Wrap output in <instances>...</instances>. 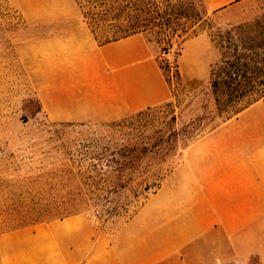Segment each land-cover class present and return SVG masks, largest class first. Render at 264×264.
<instances>
[{
    "label": "crops",
    "instance_id": "obj_1",
    "mask_svg": "<svg viewBox=\"0 0 264 264\" xmlns=\"http://www.w3.org/2000/svg\"><path fill=\"white\" fill-rule=\"evenodd\" d=\"M202 1L222 14L250 0ZM56 2V11L72 5ZM49 48L53 80L39 99L54 123H112L172 100L161 49L144 33L103 45L55 37ZM216 60L210 35H194L182 44V77L205 80ZM177 159L115 232L76 215L5 233L2 264H264V99L196 136Z\"/></svg>",
    "mask_w": 264,
    "mask_h": 264
},
{
    "label": "rangeland",
    "instance_id": "obj_2",
    "mask_svg": "<svg viewBox=\"0 0 264 264\" xmlns=\"http://www.w3.org/2000/svg\"><path fill=\"white\" fill-rule=\"evenodd\" d=\"M56 1L0 0V236L39 207L62 203L67 211L59 217L84 215L99 229L115 232L159 188V178L170 174L196 136L234 118L230 110L217 115L211 73L205 80L182 77L179 55L186 39L209 34L217 51L214 66L223 56L244 54L264 67V0H250L222 14L209 13L202 0H69L70 9L57 11ZM137 23L146 26L144 35L161 49L172 100L140 117L112 123L52 122L39 99L40 89L48 97L53 80L49 40L81 35L103 44ZM173 115L178 117L174 131L165 126ZM172 131L165 163L145 162L129 188L111 198L90 195L82 171L108 164L93 156L119 151L130 134H142L137 139L141 143Z\"/></svg>",
    "mask_w": 264,
    "mask_h": 264
},
{
    "label": "trees",
    "instance_id": "obj_3",
    "mask_svg": "<svg viewBox=\"0 0 264 264\" xmlns=\"http://www.w3.org/2000/svg\"><path fill=\"white\" fill-rule=\"evenodd\" d=\"M122 32L123 35L121 37L114 38L103 44L145 33L146 26L137 23L130 25L128 29ZM232 58L223 56L218 66L212 67L211 70L210 86L212 95L217 103L216 113L218 116L230 113V110L233 116L236 117L252 104L264 99V67H258L254 63V59L249 55L238 54L233 55ZM258 84L261 87H258ZM236 103L238 105L232 107V104ZM151 109L138 112L130 117H140L145 111ZM177 120L178 117L173 115L165 126L174 131ZM172 132L168 136H161L154 141L141 143L137 139L142 134H130L132 136L128 141L121 143L119 151L111 153L107 151L102 155L93 156L92 159L98 161L106 160L108 164L102 167L100 165L92 166L82 171V176L85 178L84 185L90 195L97 200L103 197L111 198V196L129 188L133 179L140 174L145 162L157 159L159 165L165 163L169 155L167 146L171 145L170 143L174 136V132ZM175 142L178 141L175 140ZM173 150L176 151V147H173ZM69 172L72 174V171ZM164 179V177L159 178L161 183ZM66 206L65 203H62L60 207L51 205L39 207L35 215L28 213L26 216L19 218L17 220L18 223L10 231L13 232L39 224L63 220L67 217H59L58 214L67 211Z\"/></svg>",
    "mask_w": 264,
    "mask_h": 264
}]
</instances>
